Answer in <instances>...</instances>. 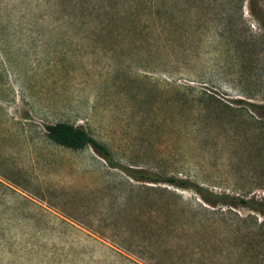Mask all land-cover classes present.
Returning <instances> with one entry per match:
<instances>
[{
    "label": "rangeland",
    "instance_id": "374dc122",
    "mask_svg": "<svg viewBox=\"0 0 264 264\" xmlns=\"http://www.w3.org/2000/svg\"><path fill=\"white\" fill-rule=\"evenodd\" d=\"M155 1L0 0V264H264L263 214L47 136L264 202V0H182L180 31Z\"/></svg>",
    "mask_w": 264,
    "mask_h": 264
},
{
    "label": "trees",
    "instance_id": "16d2710c",
    "mask_svg": "<svg viewBox=\"0 0 264 264\" xmlns=\"http://www.w3.org/2000/svg\"><path fill=\"white\" fill-rule=\"evenodd\" d=\"M117 0H109V2L114 3ZM146 0H138L139 5L143 6ZM173 2L174 6H172L171 10L168 9L167 0H156L153 8H155L156 15L158 14L160 17L162 14H168L172 17L173 22H159L156 24L157 29H168L172 28L177 31L181 30V27L184 25V21L181 20L183 16V8H182V0H170ZM151 10V8H150ZM259 20L264 22V17L258 16ZM162 19V18H161ZM262 110L264 111V106H262ZM47 136L53 141L55 144L64 147L70 150H82L86 147H92L103 159H105L112 168H117L123 170L128 176L132 179L145 182V183H154V184H167L168 186H174L178 189H191L192 187H196L197 192L200 194L205 203L210 206L216 207L219 203H222L225 206L231 207L236 205H244L250 208L251 210L257 211L264 215V202H259L252 199H240L231 195H218L211 194V198H206L204 195V188L201 186H197L190 182L189 180H182L179 178H165L163 179L157 174L149 173L142 169H132L125 168L119 162L115 160L114 153L106 144L96 140L92 137L88 131L82 126H76L74 124L59 122L56 124L47 126ZM178 198L175 194L171 195V204L170 207H173L174 214H177V209L180 208ZM183 208V207H182ZM182 217L184 218L187 215H190L188 219L192 218L194 220L197 219L198 214L195 210L185 211ZM189 221V220H188ZM195 223V222H194Z\"/></svg>",
    "mask_w": 264,
    "mask_h": 264
}]
</instances>
